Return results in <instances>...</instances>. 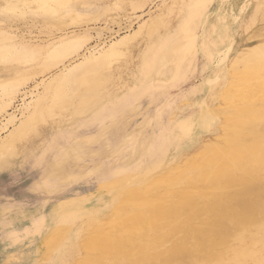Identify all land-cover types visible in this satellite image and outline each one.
Wrapping results in <instances>:
<instances>
[{
  "label": "rangeland",
  "instance_id": "1",
  "mask_svg": "<svg viewBox=\"0 0 264 264\" xmlns=\"http://www.w3.org/2000/svg\"><path fill=\"white\" fill-rule=\"evenodd\" d=\"M173 1L175 3L172 0H0V96H4L9 88L18 91L7 111H14L17 119L21 118L23 105L43 93L44 83L33 88L42 79L48 78L70 62L73 65L80 63L82 59H76L88 50L94 54L102 48L107 49L113 43L117 47V52L110 55L107 63L98 67L103 76L110 78L104 85L103 100L98 107L81 116L70 108L55 107L44 111L33 127L9 148L6 154L0 156V182L7 179L6 185H0V264H60L61 258H67L69 255V242L58 247L61 251L51 262L46 261L68 233L67 225L58 226L52 233L61 214L88 212L94 206L99 191L107 190H102L101 184L106 182L109 183L107 188L112 187L113 182L118 183L121 178H129L137 171H142L154 158L176 155L184 148L183 142L187 143L192 139H195V142L199 138L210 140V143L216 145V152L200 160L186 159L173 171L164 174L169 178V182L157 188L155 199H146L137 188L135 190V187L131 186L130 193L122 196L117 202L114 208L115 218L107 230L108 236L112 237L117 233L137 243L139 241L135 237L140 235L146 243H154L139 253H128L124 249L125 260L122 264H159L161 258L167 260L171 256L178 257L183 264H198L199 261L204 264H258L260 261L264 264V210L261 209H264V169L262 172H250L248 163L253 152L264 148V80L250 78V81L245 77H241L242 80L239 79L240 76L232 77L229 63L238 50H249L264 43V36L261 35L264 31L261 30L264 28V18H261L264 1L250 0L248 12L242 19H237L229 6L232 4L235 9L239 8V3L245 0ZM257 6L261 7L260 12H255ZM187 7L195 8V20L198 18L199 21H203V12L206 10L208 21L204 29L199 25H196L195 30L187 29L183 25L180 27L179 24H183L186 18ZM57 12L58 14H55ZM149 15L161 21L158 30H154L152 36H147L144 32L134 33ZM173 27L167 36L155 39L157 33H163L165 29ZM84 29L88 30V34L78 49L79 55L75 52L62 55L51 51L53 47L47 45L50 39L64 31L78 32ZM259 29L260 33L257 32ZM122 36H127V40L124 38L126 42L120 39ZM25 41L29 43L26 44ZM195 41L196 46L190 51L189 44ZM203 42L207 45L209 55L200 49L199 45ZM31 43H39L42 49L38 47L39 44L32 47ZM24 44L29 47L26 48ZM36 47L41 52L35 50ZM220 54L222 55L219 56ZM181 55H184L183 60L189 59L188 55H191L189 61L194 66L185 82H178V75H172L173 59L177 60ZM47 59L52 63L45 68L43 63L47 62ZM214 66L219 69L213 68ZM240 70L241 68L238 69ZM213 77H217V80ZM236 77L237 79H234ZM207 80L211 81L213 86ZM243 81L247 84L244 85ZM160 83L174 88L158 90L156 87ZM25 92L26 94H23ZM204 107H209L211 111L218 110L221 118L226 121L219 134L205 132L208 119ZM170 113L174 115L173 120ZM4 116L5 114L0 115L1 137L6 134ZM122 121L130 123L127 130L120 126ZM181 133L185 136L182 137ZM236 155H240V158L236 159ZM98 159L100 163L96 161ZM125 166L130 168V173L122 172ZM42 174H45L43 177L50 182L59 183V186L65 184L66 187L58 191L59 197L56 195L49 200L37 198L41 194H50L49 188L34 185ZM12 176L16 178L15 181L8 179H13ZM210 179V183L207 182ZM13 188L27 193V198H15L4 193L5 189ZM230 189H233V192ZM196 197L209 206L205 213L193 202ZM196 215L198 216L195 217ZM230 217L234 218L233 227L227 223V218ZM199 221L205 224L209 222L200 234L195 230L196 222ZM220 221H223L222 224ZM81 226L80 221H76L71 225L69 235ZM193 228L196 235L191 239ZM181 229L184 233H181ZM213 236L215 237L212 238ZM227 245L233 249L229 250ZM238 255L243 257L239 258ZM80 264L88 263L84 260Z\"/></svg>",
  "mask_w": 264,
  "mask_h": 264
},
{
  "label": "bare ground",
  "instance_id": "2",
  "mask_svg": "<svg viewBox=\"0 0 264 264\" xmlns=\"http://www.w3.org/2000/svg\"><path fill=\"white\" fill-rule=\"evenodd\" d=\"M177 1V0H176ZM224 1V0H223ZM228 1V0H227ZM226 1V2H227ZM264 1V0H263ZM168 2V1H167ZM172 2H174L172 0ZM222 2V1H221ZM175 3V2H174ZM250 0H245L244 2H240L239 3V8L237 9V12L235 13V7L231 4L230 10H232V12L234 13L235 17L237 19H242L244 15L247 14V8L249 6ZM169 4V3H167ZM173 4V3H172ZM175 5V4H173ZM218 6V5H217ZM169 7V6H168ZM166 8V7H164ZM70 9V8H69ZM167 9V8H166ZM164 9V10H166ZM193 9V10H192ZM168 10V9H167ZM261 11V7L257 6L255 9V12H260ZM59 12V11H58ZM55 13V14H58ZM156 12V11H155ZM166 12V11H165ZM177 12V11H176ZM195 8H190L187 7L186 10V20L184 19V21L182 22L183 24H179V21L177 23V25H181L180 27L185 26L187 29H193L195 30L196 25L202 26L204 29V26L206 25L208 19V15L206 17V10L203 12V21H199L198 18H196V14H195ZM220 13V12H219ZM218 13V14H219ZM53 14V16L55 15ZM147 14V13H146ZM145 14V15H146ZM160 14V13H159ZM214 14V13H213ZM212 14V15H213ZM232 14V13H231ZM153 15V14H151ZM149 15V18L143 20L137 27L136 30H134V33H139V32H144L145 35L148 36L151 35L154 30H158V27L161 26V21L154 19V15L151 16ZM162 15V14H161ZM165 15V14H163ZM220 15V14H219ZM218 15V16H219ZM141 16V15H140ZM156 16V15H155ZM177 16V15H176ZM231 16V15H230ZM74 17V16H73ZM139 17V16H138ZM160 17V16H159ZM108 18V17H107ZM217 18V17H216ZM262 19L264 18V12L262 13ZM260 18V19H261ZM198 19V20H197ZM234 19V18H233ZM169 20V19H168ZM175 20V19H174ZM181 20V19H180ZM112 21V20H111ZM238 21V20H237ZM236 21V22H237ZM117 22V21H116ZM176 23V22H175ZM235 23V21H234ZM261 23V22H260ZM259 23V24H260ZM117 24V23H116ZM211 24V23H210ZM183 25V26H182ZM120 25H118L119 27ZM130 27V26H129ZM198 27V26H197ZM173 28H167L165 29V31L162 33H157L155 36L156 38H160L163 35H166L168 33H170ZM264 29L263 27L261 28V30ZM2 30V27L0 28V32ZM92 30V29H90ZM112 30V29H111ZM260 29L257 31L260 33L261 31ZM106 31V30H105ZM264 32V31H263ZM262 32V36H264V33ZM90 33V32H89ZM99 33V32H98ZM87 34H88V30L84 29L82 31H64L63 33H61L60 35H57L55 37H53L52 39H50L48 42V46H52L53 49L51 48V51H55L59 54L62 55H67V54H71L72 52L77 53L78 49L81 47V45H83L84 43V38H87ZM139 35V34H138ZM141 35V34H140ZM170 35V34H169ZM259 35V34H258ZM9 36V34H8ZM152 36V35H151ZM154 36V35H153ZM167 36V35H166ZM238 36V35H237ZM257 36V35H256ZM90 37V36H88ZM123 37V36H122ZM126 40H127V36ZM125 37L120 38L123 42L125 41ZM253 37V36H252ZM255 37V35H254ZM261 38V36H260ZM259 38V39H260ZM39 39V38H38ZM89 40V38L87 39ZM116 40V39H115ZM158 40V39H157ZM249 40V39H248ZM253 40V38H252ZM24 41V40H22ZM20 40V42H22ZM81 41V42H80ZM120 41V40H119ZM156 41V40H155ZM159 41V40H158ZM233 41V40H232ZM231 41V42H232ZM118 42V41H117ZM122 42V43H123ZM126 42V41H125ZM164 42V40H163ZM231 42H228L231 43ZM234 42V41H233ZM24 43V42H23ZM22 43V44H23ZM26 43V41H25ZM29 43V42H28ZM26 43V44H28ZM248 43V42H247ZM20 44V43H19ZM32 44V43H31ZM39 44V43H36ZM36 44H32L36 45ZM42 44V43H41ZM126 44V43H125ZM124 44V45H125ZM165 44V43H164ZM233 44V43H232ZM231 44V45H232ZM25 45V44H24ZM110 45V44H109ZM124 45H121L124 47ZM256 45V44H255ZM254 45V46H255ZM29 47V45H27ZM38 46V45H36ZM42 46V45H41ZM50 46V47H51ZM165 46V45H164ZM196 46V41L192 44H189V50L192 51L194 50ZM200 49L203 53L209 55L210 52L207 49V45L205 42H203L202 44L199 45ZM23 47V46H22ZM26 47V45H25ZM26 47V48H28ZM31 47V46H30ZM40 47V44L39 46ZM36 47L35 50H39V48ZM95 47V46H94ZM106 47V46H105ZM41 48V47H40ZM93 48V46H92ZM120 48V47H118ZM231 49V47H229ZM250 48V47H249ZM25 49V48H24ZM30 49V48H29ZM34 50V48H32ZM42 49V48H41ZM83 49V48H82ZM229 49V51H230ZM26 50V49H25ZM99 50V49H98ZM40 51V50H39ZM229 51H227L229 53ZM41 52V51H40ZM43 52V50H42ZM84 52V51H83ZM91 50L86 51L83 54H80V56L76 59H82L80 63L78 64H72V62H70L68 65H64L63 68L57 70L56 72H54L53 74H51L48 78L46 79H42L39 83H37L35 86H33V88H36L39 84H43V93L38 95L37 97H35L34 100L32 101H28L26 104L23 105V109H22V113H21V118H16L14 111L11 113H8V108L10 107V105L12 104V101L14 100V98L16 97V93L18 92L16 89H12L9 88L7 93H4V96H0V115L1 114H5V116L3 117L6 122L3 123L4 125V129H6V134L4 137H1L0 134V156H3L4 154H6L9 150V148H12L14 146V144L20 139L22 138L25 133L31 129L35 123V121L41 116L42 112L44 111H50L52 109H54L55 107L58 108H70L72 111H74L75 113L77 112V114L79 116L85 114L87 111L98 107V105L100 104V102L103 100V95H104V85L105 83H107L110 78L109 77H105L103 76L99 70L98 67L105 65L107 63L108 58L110 57V55L115 54L117 52V47L114 45H110L107 49L102 48L100 51H98L97 53L94 52V54L91 53ZM180 52V51H179ZM226 52V50H225ZM81 53V52H80ZM119 53V52H118ZM155 53V52H154ZM227 53V55H228ZM78 54V53H77ZM192 54V53H191ZM224 54V52H223ZM79 55V54H78ZM77 55V56H78ZM222 54H220L219 56H221ZM189 59L191 57V55H188ZM157 58V57H156ZM179 59L174 60L173 63V71H172V75H179L181 74L183 76V80L182 81H186L188 79V76L194 69V66H192L191 62L189 61V59L183 60L184 55H181V58L178 57ZM222 58V57H220ZM188 60V61H187ZM224 59H222L223 61ZM229 60V59H228ZM79 62V61H78ZM216 62V61H215ZM227 62V61H226ZM225 62V63H226ZM52 63L51 60L47 59V62L43 63L45 64V68L47 66H50ZM230 63V73L233 74L232 77L234 76H240L239 79H241V77H245V78H251V79H256V80H261V78L264 80V43L261 45H257L256 47L250 48L249 50H238L236 52V55L233 57L232 61L229 62ZM217 64H219L217 62ZM141 66V65H140ZM219 66V65H218ZM217 66V67H218ZM216 66H214L213 68H215ZM216 67V68H217ZM228 67V66H227ZM224 69V67H221ZM226 68V67H225ZM241 68L240 71H238V69ZM219 69V67H218ZM217 69V70H218ZM140 70V68L138 69ZM227 69H225L226 71ZM214 71V70H213ZM219 71V70H218ZM224 71V70H223ZM229 71V70H227ZM223 73V72H221ZM226 73V72H225ZM224 73V76H225ZM220 74V72H219ZM218 74V75H219ZM143 75V74H142ZM222 75V74H221ZM228 75V73H227ZM217 76V75H216ZM220 76V75H219ZM218 76V77H219ZM223 76V75H222ZM177 77V78H178ZM234 78V79H237ZM215 79V77H213ZM225 78V77H224ZM229 77H227L228 79ZM212 79V78H210ZM231 79V78H230ZM250 79V81H251ZM136 80V79H135ZM139 80V78H138ZM217 80V77L216 79ZM214 80V82H216ZM242 80V79H241ZM46 81V83H45ZM137 81V80H136ZM235 81V80H234ZM238 82V80H236ZM235 81V82H236ZM208 82V80H207ZM260 82V81H259ZM36 83V82H35ZM133 83V82H132ZM205 83V82H203ZM211 83L212 82H208ZM226 83V81H225ZM249 83V81H248ZM134 84V83H133ZM138 84V83H137ZM214 84V83H213ZM217 84V83H216ZM240 84V83H239ZM242 84V83H241ZM243 84H247L246 82ZM140 85V84H139ZM227 85V84H226ZM224 85V86H226ZM40 86V85H39ZM213 86V85H212ZM215 86V84H214ZM166 87L169 88H174L171 85H165L163 83L158 84V87H156L158 90L159 89H164ZM216 87V86H215ZM214 87V88H215ZM213 88V89H214ZM34 90V89H33ZM154 90V89H153ZM35 91V90H34ZM37 91V89H36ZM137 91V89H136ZM216 92V91H215ZM29 93V92H28ZM39 93V92H38ZM133 93V92H132ZM23 94H26L23 93ZM33 94V92H32ZM36 94V93H35ZM30 95V94H28ZM263 95V94H261ZM123 96V95H122ZM33 96H30V98ZM116 99V98H115ZM124 99V98H123ZM133 99V98H132ZM232 99V98H231ZM22 100V99H21ZM118 100V99H116ZM245 100V99H244ZM134 101V100H133ZM116 102V101H115ZM119 102V101H118ZM201 102V101H200ZM120 103V102H119ZM108 104V103H107ZM118 104V103H117ZM132 104V103H131ZM119 105V104H118ZM243 105V104H241ZM254 105V104H253ZM115 106V103H114ZM147 106V105H146ZM110 108V107H109ZM62 109V110H64ZM105 109V108H104ZM203 110H206V117L208 120H206V125H205V132L206 133H212V135H217L220 133L222 127L224 124H226V121L224 119L221 118L220 116V112L218 110H213L211 111L209 107H204ZM95 111V110H94ZM238 111V110H236ZM97 112V111H96ZM235 112V111H234ZM171 114V113H170ZM237 114V113H236ZM240 114V113H239ZM172 115V114H171ZM254 115V114H253ZM89 116V115H88ZM91 116V115H90ZM94 116V115H93ZM96 116V115H95ZM231 116V115H230ZM252 116V115H251ZM60 117V116H59ZM164 117V116H163ZM200 117V116H199ZM248 117V116H247ZM165 118V117H164ZM163 118V120H164ZM172 120L174 119V115L171 116ZM242 118V117H239ZM16 119L18 122H16ZM86 119V118H85ZM91 119V118H90ZM91 121V120H90ZM239 122H242L240 120H238ZM245 121V120H244ZM16 122V123H15ZM149 122V121H148ZM178 122V121H177ZM181 122V121H179ZM199 122V121H198ZM90 123V122H89ZM184 123V122H183ZM7 124H9L10 126H6ZM124 124V125H123ZM2 125V126H3ZM90 125V124H89ZM244 125V124H243ZM251 125V124H250ZM120 126H123L124 129H128L130 127V123H120ZM166 126V125H165ZM73 127V126H72ZM188 127V126H187ZM245 127V125H244ZM68 128V127H67ZM71 128V127H70ZM165 128V127H164ZM201 128V127H200ZM239 128V126H238ZM243 128V127H242ZM168 129V128H167ZM245 129V128H244ZM254 129V128H253ZM125 130V131H126ZM246 131V130H245ZM253 131V130H252ZM57 133V132H56ZM54 134V133H53ZM92 135V134H90ZM207 135V134H206ZM261 134H259L260 136ZM181 136L184 137L185 135L183 133H181ZM201 136V135H200ZM138 137V136H137ZM194 137V136H193ZM192 137V138H193ZM196 137V136H195ZM209 137V136H208ZM164 138V137H163ZM180 138V137H179ZM212 138V137H211ZM214 138V137H213ZM220 138V137H218ZM217 138V140H218ZM223 138V137H222ZM221 138V139H222ZM249 138V137H248ZM51 139V138H50ZM54 139V138H53ZM183 139V138H182ZM224 139V138H223ZM250 139V138H249ZM195 139L190 140V142H183V149H181L179 152H177V154L175 155H161L160 157H156L154 158L153 161H150L144 168L142 171L140 172H136L134 174H132L129 178L124 177L121 178L118 183L113 182L112 187H108L109 183H103L100 185V188L102 187V190L107 189L105 191H99L100 193L96 196L95 198V202H94V206H92L91 210H89L88 212H73V213H69L67 215H60V218H58L57 223L55 228H53L54 230L52 231V233L54 231H56V228L60 225H67V230L68 233L66 234V236L64 237V239L62 240V243L59 245H57V248L54 249V252L52 253V255H46L48 256L47 259V263L51 262L53 257L55 255L58 254V252L61 251L60 248H58L59 246H63L65 243L69 242V255L67 258L62 257L60 260V264H80L81 261H87L88 264H122V262L125 260V256H124V249L127 250L128 253H139L141 251L146 250L149 245H154L153 241L146 243L145 240H143L141 238L140 235H136L135 239H138L139 242L134 243L132 241H130L128 238H123L120 235H118L117 233L115 235L108 236V227L110 222L113 221V219L115 218V212H114V208L116 207L117 202L121 199L122 196H125L127 194L130 193V187L133 186L135 187V190L138 189L139 192H141V195H144L146 197V199L148 200H153L157 197V191L160 186L168 184L169 182V178L165 177L164 174H167L170 171H173L175 169V167L177 165L182 164L186 159H193V160H200V159H204L206 157H210L211 155H213L216 150L217 147L216 145H214L213 143H210V140H201L200 138L198 140H196L194 142ZM215 140V139H214ZM251 140V139H250ZM67 141V140H66ZM264 140H262L263 142ZM47 142V141H46ZM50 142V141H49ZM52 143V142H51ZM177 143V142H176ZM55 144V143H53ZM235 144V143H234ZM237 144V143H236ZM235 144V145H236ZM250 144V143H249ZM49 145V143H48ZM53 146V145H52ZM51 146V147H52ZM234 146V145H233ZM246 146V145H245ZM54 147V146H53ZM63 147V146H62ZM61 147V148H62ZM26 148V147H24ZM24 148L22 149V151L24 150ZM48 149V148H47ZM60 150V149H59ZM46 151V150H45ZM44 151V153H45ZM50 151V150H49ZM52 151V150H51ZM50 151V152H51ZM223 151V150H222ZM48 152V151H47ZM53 152V151H52ZM226 152V151H225ZM218 153V152H217ZM50 154V153H49ZM167 154V153H166ZM46 155V154H45ZM48 155V153H47ZM42 156V155H40ZM45 157V156H44ZM221 157V156H220ZM225 157V156H224ZM222 157V158H224ZM217 158V156H216ZM240 158V155H236V159ZM38 159V158H37ZM150 159V158H149ZM219 159V158H218ZM244 159V158H243ZM247 159V158H246ZM245 160V159H244ZM243 160V161H244ZM5 161V160H4ZM38 162V161H36ZM57 162V161H56ZM214 162V161H212ZM144 163V162H143ZM248 163L250 165V172L254 171V172H259L261 170L264 169V148H260L258 151L253 152L251 158L248 160ZM6 164V162H5ZM25 164V163H24ZM40 164V163H38ZM48 165V164H47ZM94 165V164H93ZM248 165V164H247ZM246 165V167H247ZM67 166V165H66ZM39 167V166H38ZM45 167V166H44ZM242 166H240L241 168ZM1 168V167H0ZM40 168V167H39ZM51 168V167H50ZM33 170V169H32ZM130 170V168L128 166H125L123 168L124 173H127ZM2 171V169H1ZM26 171V170H25ZM131 171V170H130ZM241 171V170H240ZM221 172V171H220ZM243 172V171H242ZM262 172V171H261ZM130 173V172H128ZM224 173V171H223ZM35 174V173H34ZM190 174V173H189ZM260 174V173H257ZM36 175V174H35ZM45 174H42V176L37 179L34 182V185L36 184V186H43L46 189L49 188L50 194L45 193V194H41L39 195L37 198H46V199H51L54 198L56 195L57 197H59L58 191L60 192L62 188H65V184H60L59 183L56 184L57 182H50L48 179H45V177H43ZM216 175V174H215ZM223 175V174H222ZM246 175V174H245ZM263 175V174H262ZM221 176V175H220ZM227 176V175H226ZM15 177V176H14ZM38 177V176H37ZM214 177V176H213ZM229 177V176H228ZM247 177V175L245 176ZM261 177V176H260ZM263 177V176H262ZM13 178V176H12ZM49 178V177H48ZM51 178V177H50ZM238 178V177H236ZM255 178V177H254ZM10 179V181H15L16 178L11 179L10 177L8 178ZM36 179V178H35ZM209 179V178H207ZM213 179V178H212ZM217 179V177H216ZM215 179V180H216ZM229 179V178H228ZM115 180V179H114ZM237 180V179H236ZM250 180V179H248ZM263 180V178H262ZM34 181V180H32ZM204 181V180H203ZM210 180H207V182L210 183ZM214 181V179H213ZM212 181V182H213ZM222 181V180H221ZM260 181V180H259ZM31 182V181H30ZM220 182V181H219ZM218 182V183H219ZM239 182V181H238ZM237 182V183H238ZM248 182V181H247ZM251 182V180H250ZM264 182V180H263ZM3 183V186L7 184V179H2L0 182V185ZM206 183V182H205ZM233 184V182H231ZM221 184V183H220ZM234 184L236 185V183L234 182ZM28 185V184H27ZM207 185V184H206ZM212 185V184H210ZM231 185V184H230ZM264 185V184H263ZM204 186V185H203ZM209 186V185H208ZM229 186V184H228ZM227 186V188H228ZM248 186V185H247ZM25 187V186H24ZM99 187V185H98ZM221 187H223L221 185ZM231 186H229L230 188ZM233 187V186H232ZM18 188V187H17ZM137 188V189H136ZM199 188V187H198ZM204 188V187H201ZM24 189V188H23ZM89 189V188H88ZM207 189V188H206ZM226 189V188H225ZM249 190V188H247ZM255 189V187H254ZM99 190V189H98ZM200 190V189H199ZM202 190V189H201ZM208 190L209 187H208ZM211 190H213L211 188ZM228 190V189H227ZM231 191L233 189H230ZM243 190V189H242ZM245 190V187H244ZM243 190V191H244ZM256 190V189H255ZM264 190V189H263ZM262 190V192H263ZM133 191V190H132ZM222 191V190H221ZM226 191V190H224ZM223 191V192H224ZM230 191V192H231ZM251 191V190H250ZM254 191V190H253ZM27 192V191H26ZM46 192V191H45ZM85 192V191H84ZM89 192V191H88ZM102 192V193H101ZM134 192V191H133ZM205 192V191H204ZM227 192V191H226ZM233 192V191H232ZM231 192V194H232ZM248 192V191H247ZM246 192V193H247ZM261 192V193H262ZM4 193H8L11 194L12 196H14L15 198L17 197H21L24 196V198H27L26 195H28L27 193H22L19 192V190L16 191V188H13L12 190H6L4 191ZM38 193V192H36ZM44 193V192H43ZM65 193V192H64ZM90 193V192H89ZM201 193V192H200ZM211 193V192H210ZM209 193V194H210ZM221 193V192H220ZM238 193V192H237ZM253 193V192H252ZM259 193V192H258ZM229 194V195H231ZM241 194V193H239ZM249 194V192H248ZM256 194V193H255ZM216 195V194H215ZM243 195V194H242ZM250 195V194H249ZM258 195V194H257ZM69 196V195H68ZM76 196V195H75ZM219 197H222V195H217ZM225 196V195H223ZM236 195H234L235 197ZM240 196V195H239ZM245 196V195H244ZM263 196V195H262ZM261 196V197H262ZM72 197V196H71ZM185 196H183L184 198ZM208 197V196H207ZM225 197H228L225 196ZM234 197H231V199H233ZM238 197V196H237ZM250 197V196H249ZM70 198V197H69ZM197 198V197H196ZM239 198V197H238ZM238 198H234V199H238ZM242 198V197H241ZM244 198V197H243ZM258 198V197H257ZM210 199V198H209ZM217 199V198H215ZM219 199V198H218ZM223 199V198H222ZM255 199V198H254ZM14 200V199H13ZM25 200V199H24ZM31 200V199H30ZM34 200V199H33ZM32 200V201H33ZM228 200V198H227ZM230 200V198H229ZM242 200V199H241ZM244 200V199H243ZM253 200V199H252ZM260 200V199H259ZM263 201V200H262ZM29 202V201H27ZM193 202L195 204H197L199 206V209L201 208V211H203V213H205L208 209L209 206L205 205L203 202L199 201L198 198L194 199ZM211 202V201H210ZM209 202V203H210ZM218 202V200H217ZM216 202V203H217ZM221 202V199H220ZM264 202V201H263ZM212 203V202H211ZM215 203V202H214ZM222 203V202H221ZM235 203V202H234ZM237 203V202H236ZM191 204V203H190ZM218 204V203H217ZM238 204V203H237ZM251 204V203H250ZM262 204V203H261ZM214 206V204H212ZM211 205V206H212ZM220 205V204H219ZM223 205V204H222ZM230 205V204H229ZM232 205V204H231ZM221 206V205H220ZM226 206V205H225ZM224 206V207H225ZM236 206V205H235ZM253 206V205H252ZM260 206V205H259ZM197 207V206H196ZM223 207V208H224ZM237 207V206H236ZM255 207V206H254ZM177 208V207H176ZM195 208V207H194ZM221 208V207H220ZM219 208V209H220ZM247 208V207H246ZM191 209V208H190ZM197 209V208H196ZM213 209V208H212ZM218 209V208H217ZM228 209V208H227ZM249 209V208H248ZM262 210H264L263 208H261ZM223 210V209H221ZM226 210V209H225ZM233 210V209H232ZM252 210V209H251ZM259 210V209H258ZM256 210V212L258 211ZM179 211V210H177ZM190 211V210H189ZM192 211V210H191ZM205 211V212H204ZM210 211V210H209ZM212 211V210H211ZM260 211V210H259ZM132 212V211H131ZM193 212V211H192ZM230 212V211H229ZM130 213V212H128ZM179 213V212H178ZM202 213V214H203ZM176 214V212H175ZM207 214V213H206ZM229 214V213H228ZM178 215V214H177ZM192 215V214H191ZM199 215V213H198ZM198 215H196L195 217H197ZM212 215V214H211ZM210 215V216H211ZM251 215V214H250ZM264 215V214H262ZM176 216V215H175ZM180 216V215H179ZM200 216V215H199ZM203 216H207V215H203ZM209 216V214H208ZM219 216V215H218ZM228 216V215H227ZM226 216V217H227ZM249 216V215H248ZM260 215L258 214V217ZM202 217V216H201ZM215 217V216H214ZM229 217V216H228ZM174 218V217H173ZM200 218V217H199ZM205 218V217H204ZM208 218V217H207ZM211 218V217H210ZM208 218V219H210ZM213 218V217H212ZM252 218V215H251ZM257 218V217H256ZM260 218V217H259ZM197 219V218H196ZM206 219V218H205ZM222 219V218H221ZM228 220V224L230 226H234V218L230 217L227 218ZM237 219V218H236ZM254 219V218H253ZM258 219V218H257ZM202 220V219H200ZM207 220V219H206ZM213 220V219H212ZM226 220V219H225ZM239 220V219H238ZM246 220V219H245ZM249 220V219H248ZM259 220V219H258ZM76 221H80V223L82 224L81 227H79V229H77L75 231V233L69 235V230L71 225H73ZM187 221V220H186ZM198 221V219H197ZM204 221V220H203ZM214 221V220H213ZM207 222V221H205ZM219 222V221H218ZM221 222V221H220ZM223 222V221H222ZM222 222L220 224H222ZM263 222V221H262ZM225 223V222H224ZM246 223V221H245ZM252 223V221H251ZM259 223V222H258ZM196 229L193 228V231H191L190 233V238L193 239L196 235V231L197 230L200 234V231L202 232L203 229H206L208 223H203L201 221H199V223H197ZM213 224V223H212ZM217 224V223H216ZM264 224V222H263ZM184 225V224H183ZM211 225V224H210ZM249 225V224H248ZM257 225V224H256ZM214 226V224H213ZM219 226V225H218ZM217 226V227H218ZM223 226V225H222ZM221 226V227H222ZM240 226V225H239ZM262 226V225H261ZM183 227V226H182ZM194 227V226H193ZM216 227V228H217ZM228 227V226H227ZM187 228V227H186ZM212 228V227H210ZM215 228V227H214ZM231 227H229L230 229ZM245 228V227H244ZM255 228V227H254ZM75 229V228H74ZM148 229V228H147ZM184 229V228H183ZM192 229V228H191ZM195 229V230H194ZM248 229V228H247ZM257 228H255L256 230ZM263 229V228H262ZM73 230V229H72ZM173 230V229H172ZM182 230V229H181ZM218 230V229H217ZM220 230V229H219ZM226 230V229H225ZM233 230V229H232ZM235 230V229H234ZM240 230V229H239ZM245 230V229H243ZM251 230V229H250ZM161 231V230H159ZM184 230L181 231V233ZM208 231V230H207ZM228 231V229H227ZM247 231V230H246ZM66 231H64L65 233ZM72 232V231H71ZM136 232V231H135ZM221 232V231H220ZM223 232V231H222ZM226 232V231H225ZM232 232V231H231ZM234 232V231H233ZM255 232V231H254ZM253 232V233H254ZM261 232V231H260ZM60 233V232H59ZM184 233V232H183ZM208 233V232H207ZM216 233V232H215ZM228 233V232H227ZM239 233V231H238ZM242 233V232H241ZM252 233V232H251ZM258 233V232H257ZM206 234V233H205ZM217 234V233H216ZM220 234V233H219ZM229 234V233H228ZM237 234V232H236ZM261 237H262V233ZM187 235V233H186ZM211 235V234H210ZM215 235V234H214ZM225 235V234H224ZM233 235V234H232ZM248 235V234H247ZM259 235V234H258ZM199 236V235H198ZM228 236V235H227ZM230 236V234H229ZM241 236V235H239ZM186 237V236H184ZM215 236H213L212 238H214ZM225 237V236H224ZM238 237V236H237ZM236 237V238H237ZM250 237V236H249ZM189 238V236H188ZM246 238V236H245ZM46 239V238H45ZM156 239V238H155ZM173 239V238H172ZM225 238H223L224 240ZM234 239V238H233ZM240 239V238H239ZM174 240V239H173ZM183 240V238H182ZM195 240V239H194ZM204 240V237H203ZM206 240V239H205ZM217 240H218V236H217ZM246 240V239H245ZM255 240V239H253ZM189 241V240H188ZM196 241V240H195ZM198 241V240H197ZM196 241V242H197ZM219 241V240H218ZM236 241V240H235ZM242 241V240H240ZM251 241V239H250ZM48 242V240H47ZM60 242V241H59ZM132 242V243H131ZM187 242V241H186ZM185 242V243H186ZM195 242V243H196ZM199 242V241H198ZM202 242V241H201ZM222 242V241H221ZM245 241L243 240V243ZM51 243V242H49ZM48 243V244H49ZM58 243V242H57ZM188 243V242H187ZM192 243V242H191ZM209 243V242H208ZM206 243V244H208ZM230 244V242H228ZM197 244V243H196ZM204 244V242H203ZM210 244V243H209ZM221 244V243H220ZM225 244V243H224ZM223 244V246H224ZM232 244V243H231ZM242 244V242L240 243ZM249 244V243H248ZM247 244V245H248ZM183 245V243H182ZM243 245V244H242ZM66 246V245H65ZM201 246V245H200ZM209 246V245H208ZM236 246V245H235ZM241 246V245H240ZM250 246V245H249ZM259 246V245H258ZM48 247V246H47ZM56 247V246H55ZM156 247V246H155ZM225 247V246H224ZM192 248V247H191ZM201 248V247H200ZM205 248V247H204ZM212 248V247H211ZM227 248L228 245H227ZM226 248V249H227ZM232 248V247H230ZM229 248V250H230ZM239 248V245H238ZM243 249H246L245 247H242ZM251 248V247H250ZM206 249V248H205ZM233 249V248H232ZM237 249V247H236ZM253 249V247H252ZM263 249V248H262ZM196 250V249H194ZM198 250V249H197ZM238 250V249H237ZM236 250V251H237ZM261 250V249H260ZM245 251V250H244ZM258 251V250H257ZM262 251V250H261ZM260 251V252H261ZM193 252V251H192ZM218 252V251H217ZM220 252V251H219ZM231 252V251H230ZM252 252V251H251ZM264 252V251H263ZM262 252V253H263ZM184 253H186L184 251ZM200 253V251L198 252ZM216 253V251H215ZM227 253V252H226ZM233 253V252H232ZM235 253V252H234ZM238 253V252H237ZM246 253V251H245ZM253 253V252H252ZM145 254V253H144ZM193 254V253H192ZM203 254V253H202ZM220 254V253H219ZM224 254V253H223ZM231 254V253H230ZM240 254V252L238 253ZM251 254V253H250ZM259 254V253H256ZM233 254H231L232 256ZM247 256V254H245ZM208 256V255H207ZM211 256V255H210ZM234 256V255H233ZM237 256V255H236ZM258 256V255H257ZM183 257V256H182ZM201 257V255H200ZM199 257V258H200ZM216 257V256H215ZM214 257V258H215ZM227 257V256H226ZM239 257V255H238ZM243 257V256H242ZM239 257V258H242ZM250 257V256H249ZM255 257V256H254ZM264 257V256H263ZM185 258V257H183ZM213 258V260H215ZM218 258V257H217ZM224 258V257H223ZM257 258V257H256ZM201 259V258H200ZM199 259V260H200ZM222 259V258H221ZM226 258L223 259V261ZM232 259V258H230ZM235 259V256H234ZM244 259V258H243ZM247 259V258H246ZM249 259V258H248ZM228 260V258H227ZM252 260V259H251ZM258 260V258H257ZM198 261V260H197ZM203 261V260H202ZM208 261V260H207ZM211 261V260H210ZM247 262V260H245ZM205 262V261H204ZM226 262V261H224ZM243 262V261H242ZM54 263V261H53ZM195 263V262H194ZM211 263V262H210ZM260 263V261H259ZM258 263V264H259ZM159 264H183L178 257H169L167 260L161 258ZM193 264V263H192ZM198 264H204L202 262L199 261ZM262 264V263H260Z\"/></svg>",
  "mask_w": 264,
  "mask_h": 264
},
{
  "label": "crops",
  "instance_id": "3",
  "mask_svg": "<svg viewBox=\"0 0 264 264\" xmlns=\"http://www.w3.org/2000/svg\"><path fill=\"white\" fill-rule=\"evenodd\" d=\"M183 80V76L180 74L179 75V77H178V82H180V81H182ZM95 150H97V149H95ZM98 163H100L99 161V159L98 160H96ZM102 161V160H101Z\"/></svg>",
  "mask_w": 264,
  "mask_h": 264
}]
</instances>
